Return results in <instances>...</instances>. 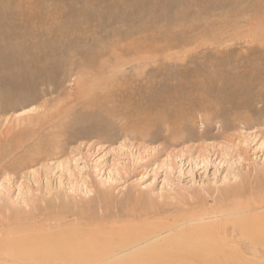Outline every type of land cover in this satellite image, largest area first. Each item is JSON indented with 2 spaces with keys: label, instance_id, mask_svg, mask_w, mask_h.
<instances>
[{
  "label": "rangeland",
  "instance_id": "obj_1",
  "mask_svg": "<svg viewBox=\"0 0 264 264\" xmlns=\"http://www.w3.org/2000/svg\"><path fill=\"white\" fill-rule=\"evenodd\" d=\"M6 38L50 44L59 65L34 91L0 87V240L223 223L264 195V0H0ZM238 239L218 238L226 264H264Z\"/></svg>",
  "mask_w": 264,
  "mask_h": 264
},
{
  "label": "bare ground",
  "instance_id": "obj_2",
  "mask_svg": "<svg viewBox=\"0 0 264 264\" xmlns=\"http://www.w3.org/2000/svg\"><path fill=\"white\" fill-rule=\"evenodd\" d=\"M21 39V41L26 39V42L17 43L14 38H6L4 40H6L7 44L0 47V50H9L11 55L8 60L9 62H7L6 65L3 64L4 67L0 69L1 74L3 70H8L12 67L14 68L12 71L16 70L14 65H17L16 72H13L14 74L11 76L13 77L16 73L18 75L15 79L8 81L6 84L4 81H1L0 87H6L15 91L23 89L34 91L32 88L37 86L39 81H44L45 78L48 80L49 76L51 77V75H49L51 73L49 72L53 67L56 68L59 63L58 61L50 62L49 60L47 49L50 48V44H39L40 40L38 41V39ZM91 61H93V58ZM0 63L2 62L0 61ZM12 71L10 70V73ZM38 78L39 81L37 80ZM35 99L37 98H34V100ZM3 102V98L0 97V106L4 104ZM5 111L7 110L5 109ZM81 185L83 186V184ZM241 202L245 201L243 200ZM22 204L25 206L23 207L24 209L22 208L23 210L29 208V204L24 200ZM239 204L241 207H239L238 212H242L243 216L229 219L223 223L220 222L222 220L220 219L221 215L197 216L196 214L190 217L187 216V218L185 216H183V218L179 216L178 219H172V222H162L161 224L153 223L150 224V226H148L149 223H146L145 226L142 222L143 225H126L124 228H121V230L119 229L120 227H118L120 231L123 229L125 230L118 233L119 230L116 228L117 237H107V230L109 231L107 227H109L110 224H106L108 225L106 227L107 229H103L106 225L102 226V230L98 226L103 232H97L98 227L92 225L90 226L91 229H89V232L95 228L93 232L87 235L84 234L85 236L83 235V237L79 239H75V236L70 237L71 234H74V232H72L73 229L71 233L69 229L66 230L70 233L69 238L67 236L69 233L66 235L62 232L63 235L53 232V230L46 234L42 231H39L42 233H35V231H33V233L28 231L25 233L16 232L14 236L13 234L10 235L12 237L7 240H0V260L3 261V259L6 260L12 257L18 260L46 263L54 261L58 263L75 264H108V262H110L109 260L117 258L123 253L130 252L123 259L116 261V264H181L179 263L180 259H182V261L185 260L186 264H220V260L222 264H226L225 258L228 255L225 256V254H228V251L225 249V252L222 249L223 247L218 243V238L226 239L229 235L233 236V234H236L239 236V239L245 242L250 248H262L264 250V195L253 197L245 202V204L240 202ZM230 211L232 210H229V213L233 212L234 214L237 210L235 212ZM226 214L227 212L225 215ZM204 218H211L212 220L219 218V220H216L217 222L214 221L215 223H212L210 228L208 225H201L203 229H200L201 221L208 220ZM216 224H219V226L216 227ZM115 225L116 224L113 223L110 227H114ZM228 225L231 227V234H229L227 229ZM84 228L85 227H83V229ZM112 230H114V228H112L111 231ZM79 231L81 230L79 229ZM233 250L235 251V249ZM229 257H227V259ZM221 258H224V261ZM231 258H229V260H231ZM37 262L34 263L37 264Z\"/></svg>",
  "mask_w": 264,
  "mask_h": 264
}]
</instances>
